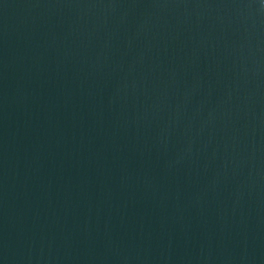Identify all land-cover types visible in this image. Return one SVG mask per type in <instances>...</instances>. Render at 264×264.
Instances as JSON below:
<instances>
[{"label":"water","instance_id":"95a60500","mask_svg":"<svg viewBox=\"0 0 264 264\" xmlns=\"http://www.w3.org/2000/svg\"><path fill=\"white\" fill-rule=\"evenodd\" d=\"M0 264H264V0H0Z\"/></svg>","mask_w":264,"mask_h":264}]
</instances>
